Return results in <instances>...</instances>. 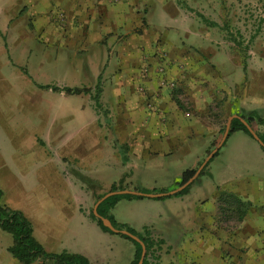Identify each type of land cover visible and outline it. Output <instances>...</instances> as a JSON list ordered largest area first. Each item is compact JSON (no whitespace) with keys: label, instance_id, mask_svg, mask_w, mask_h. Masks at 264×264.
<instances>
[{"label":"crops","instance_id":"0c3cea01","mask_svg":"<svg viewBox=\"0 0 264 264\" xmlns=\"http://www.w3.org/2000/svg\"><path fill=\"white\" fill-rule=\"evenodd\" d=\"M239 1L262 18L246 39L239 32L221 35L230 47L223 54L210 33L228 26V18L215 15L235 14ZM0 42L8 69L44 110L32 137L44 169L38 199L27 200L35 180L25 179L19 210L46 252L81 254L89 264H130L133 243L91 218L96 196L113 185L152 194L175 190L183 173L196 171L220 143L235 115H253V130L264 136L256 122L264 118V96L244 108L216 78L226 61L235 62L238 74V54L245 61L240 70L264 76V0H0ZM158 66L172 88L160 83ZM46 84H99V104L90 93L39 86ZM234 132L241 142L227 157L220 154L226 137L187 192L121 197L110 209L117 224L164 241L155 264H177L181 256L193 257V264H264V187L244 199L223 187L240 168L264 173V150L251 134ZM6 174L0 167L1 201L14 208L3 190Z\"/></svg>","mask_w":264,"mask_h":264},{"label":"rangeland","instance_id":"374dc122","mask_svg":"<svg viewBox=\"0 0 264 264\" xmlns=\"http://www.w3.org/2000/svg\"><path fill=\"white\" fill-rule=\"evenodd\" d=\"M237 7L238 11L235 14L215 15L218 20H223L224 17L228 18V26L223 29L214 28L212 29V33H210V37L217 40L215 43L218 52L223 54L228 53L230 47L222 42L223 38L221 35L230 37L236 32H239L241 37L246 39L250 34L256 31L258 19L262 18L261 11L255 10L253 13L249 12L243 1H239ZM229 27H231V29H229ZM0 44V77H3V79L0 78V158L2 161L0 167L8 171V174H6L9 178L7 187H3L5 197L7 198L6 200L9 202L8 205L21 209L23 203L22 194L24 191H22V185L25 179H29L30 181L35 180V184L32 183L29 190L31 191L29 194L32 198H28L27 200L30 199L29 201H33L35 199V201H37L38 199V182L40 172L42 171V173H44V169L40 170L39 168L40 157L39 152L36 150L40 148L35 147L32 137L33 132L39 130V124L45 119V116L44 110L39 106V101L35 98L36 95L22 87L21 78L18 79L17 74H13V72H10L11 70L8 69L7 62L4 61L6 56L2 51L3 46L1 42ZM237 59L239 60L238 74L235 73L237 71L234 69L235 62L232 61V63H230L226 61L221 63L222 72L221 75L216 78L219 82H225L226 92L229 90L233 97L236 96V98H239V106L247 108L262 101L264 96V76L261 72L244 69L240 70L245 61H242L244 58L240 56V54H238ZM18 60L20 61L19 58ZM31 68L36 77L37 70L34 67ZM19 71L22 72L23 70L21 69ZM229 73L233 74L234 77H227ZM3 80L7 82V84L3 82ZM36 80L43 81V79H39L38 77H36ZM226 96L227 95L219 100V102H224ZM233 99L236 100L235 98ZM56 116L57 114L53 116L52 119L53 123L57 124L60 118ZM48 120L50 121V118ZM240 142L238 135L232 132L228 136L226 143L220 149V154L225 153V155L229 157V153L234 150L231 146L234 143ZM32 144L33 148H30ZM227 178H229V182H226L223 187L231 191L237 190L238 194L243 199L244 197L246 198L248 194H253V192L256 193L258 187H264V173L254 169L240 168L237 173H229ZM210 193L209 189H206L207 197L210 196ZM178 234L179 233L174 232L173 236L177 237ZM11 243V235L0 229V264H21L7 252L6 246ZM181 258L182 256L178 257L177 264H193L192 262L195 261L193 257H190L189 262L182 261ZM211 263L214 264V261L212 260ZM34 264H51V262L45 260L37 261Z\"/></svg>","mask_w":264,"mask_h":264},{"label":"trees","instance_id":"16d2710c","mask_svg":"<svg viewBox=\"0 0 264 264\" xmlns=\"http://www.w3.org/2000/svg\"><path fill=\"white\" fill-rule=\"evenodd\" d=\"M22 70L23 72L27 73L25 69L22 68ZM39 86L42 88H51L54 91H63L67 94L90 93L94 99L95 105L98 106L99 104V95L101 91L99 84H97L93 89L88 87H69V86L58 87L51 84L39 85ZM242 117L253 128L251 123L253 120V115L249 114L246 117L244 116ZM256 122L258 124L264 125V118L257 116ZM236 130H243L250 135L249 131L246 129L243 123H241L239 119L234 118L231 121L229 133L227 137ZM257 135L264 142V136H260L258 133ZM224 143L225 141L223 142V144ZM217 153L218 150L206 163V165L203 167V169L200 171L199 174L205 172L208 163L217 155ZM194 172L195 169L185 171L182 175L181 182L186 181L189 177L192 176ZM189 186L190 184L184 187L182 190L176 192L175 195H181L187 192ZM119 188H121L120 185H113L111 187V191L117 190ZM141 192L146 193L148 191L141 190ZM101 196L102 195L96 196V199H99ZM1 197H2V191L0 190V229L9 233L12 237V243L8 246L7 250L13 258H15L21 264H34L37 261H45V260L50 261L51 264H89L87 258L81 254L71 253L68 251H61L57 253L46 252L43 246L33 236V227L31 222L23 215V213L19 209H14L5 206L1 201ZM121 197L141 198L142 196L131 195V194L109 196L106 199H104L102 202H100L99 205L97 206L98 214L101 215L102 217L108 218L115 228L125 229L130 233L139 237L145 245V256L142 264H155L151 259H155L156 257H158L156 255V252L161 249V245L164 243V241L162 239H154L146 234L137 233L132 228H129L128 226L123 224L119 225L114 221L109 211L113 207L114 203ZM90 216L93 220L97 222V224L103 230L110 233H114L113 231L109 230L107 227L103 226L101 221L97 219L92 213L90 214ZM119 235H121L122 237L128 239L133 243L135 247V253L130 264H137L142 253L141 245L126 235H122V234Z\"/></svg>","mask_w":264,"mask_h":264},{"label":"water","instance_id":"95a60500","mask_svg":"<svg viewBox=\"0 0 264 264\" xmlns=\"http://www.w3.org/2000/svg\"><path fill=\"white\" fill-rule=\"evenodd\" d=\"M235 117H237L241 123H243V125L246 127V129L249 131V133L259 142V144L264 148V142L258 137V135L256 134V132L253 130V128L250 126V124L242 117H239L237 115H235ZM231 120L232 118H230L228 120V123L226 125V129L224 131V134L222 136V139L220 141V143L210 151V153L206 156V158L204 159V161L201 163V165L197 168V170L195 171V173L192 175V177H190L187 181H185L182 185H180L178 188H176L175 190L169 191V192H163V193H159V194H152V193H144V192H140V191H134V190H127V189H122V190H113V191H109L105 194H103L94 204L93 207V215L99 219L102 223L103 226L107 227L109 230L113 231L114 233H118V234H122V235H126L128 237H130L131 239H133L134 241L138 242L141 247H142V253L141 256L139 258V261L137 264H142L143 263V259L145 256V245L143 243V241L137 237L136 235L130 233L129 231L125 230V229H117L115 228L111 221L108 218L102 217L101 215L98 214L97 212V206L99 205L100 202H102L104 199H106L109 196L112 195H120V194H131V195H140V196H146V197H160V196H164V195H168V194H172L175 192L180 191L181 189H183L185 186H187L196 176L197 174L200 172V170L205 166V164L207 163V161L214 155V153L219 149V147L222 145V143L224 142L225 138L227 137L228 133H229V128H230V124H231Z\"/></svg>","mask_w":264,"mask_h":264},{"label":"built area","instance_id":"2783aa9c","mask_svg":"<svg viewBox=\"0 0 264 264\" xmlns=\"http://www.w3.org/2000/svg\"><path fill=\"white\" fill-rule=\"evenodd\" d=\"M147 67L145 68V73H147ZM157 72H159L160 73V75H161V78H160V83H162V84H164V85H166V86H169V87H173L174 85H173V83L172 82H166V80L164 79V77H163V73H164V68L162 67V66H158L157 67Z\"/></svg>","mask_w":264,"mask_h":264}]
</instances>
